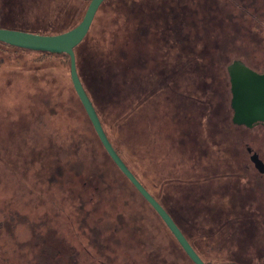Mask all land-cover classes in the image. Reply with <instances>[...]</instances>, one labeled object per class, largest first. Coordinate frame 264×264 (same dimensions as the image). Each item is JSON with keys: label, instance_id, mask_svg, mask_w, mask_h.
Returning a JSON list of instances; mask_svg holds the SVG:
<instances>
[{"label": "rangeland", "instance_id": "1", "mask_svg": "<svg viewBox=\"0 0 264 264\" xmlns=\"http://www.w3.org/2000/svg\"><path fill=\"white\" fill-rule=\"evenodd\" d=\"M226 8L208 12L194 3L187 16V28L201 37L205 95L212 104L201 121L196 111L183 118L186 123L174 115L180 103L192 102L185 87L173 83L182 72L168 70L180 56L148 27L146 35L142 30L124 38L111 29L115 42L90 46L113 61L109 70L120 89L112 96L99 79L91 88L107 135L142 185L200 239L213 218L195 203L197 185L213 186L201 199L230 213L224 185L254 180L250 160L264 154L260 128L228 123L229 80L221 68L239 60L262 69L263 42L249 35L254 17L264 22V0H238V7ZM48 11V4L35 0L4 10L0 0V23L10 17L31 24ZM140 76L153 77L152 94H140L139 87L147 86L144 80L139 85ZM119 96L124 100L114 102ZM197 138L203 149L193 151ZM224 166L229 170L223 172ZM191 168L209 176L194 180ZM257 200L260 205L262 198ZM227 238L224 233L220 241ZM201 245L211 260L214 250ZM0 264H188L162 221L108 159L62 58L0 52Z\"/></svg>", "mask_w": 264, "mask_h": 264}, {"label": "trees", "instance_id": "2", "mask_svg": "<svg viewBox=\"0 0 264 264\" xmlns=\"http://www.w3.org/2000/svg\"><path fill=\"white\" fill-rule=\"evenodd\" d=\"M27 1H32V0H19V2L18 0H1V3L4 10L12 9V8L15 10L20 4H23ZM35 1H41L49 5V11L47 16H45L44 18L43 15L39 16L38 19L35 20V22H31V24L28 23L25 24L23 22L18 23L19 21L14 22L13 19L10 17L5 18L1 21L0 28L14 29V30L35 33V34H42V35L61 34L73 29L75 26H77L80 23L91 0H74V3L72 0H67V1L66 0H35ZM194 3H197L203 11L206 10L208 12H212V10L219 8L220 6L224 7V9H227L226 7L228 6L238 7V0H105L101 4V6L99 7V9L97 10L94 16L93 22L89 28L87 35L81 41V43L74 49V53H75L78 77L90 102L92 103V106L94 107L98 115L102 127H103V123L99 113L97 112L94 101L95 99L91 94V88L95 85L96 80L99 79L100 81L105 82L107 93H109L112 96L116 95V93H120V89H118L119 87L118 83L116 82V84H114L112 80V77L116 76L117 74H113L109 70L110 65L111 63H113V61L103 60L99 56V51L91 50L90 46L93 44H105L109 42H115L116 38L115 36L112 37L111 29L117 30L118 33L121 32V35L119 36L120 37L122 36V38H124L126 37V35L129 34L142 35L141 33L142 30L143 33L145 34L146 28L148 27L149 31L151 30L153 34L162 37L159 40L163 42V45L169 51L172 50L176 52L175 54L176 57L180 56L179 58H176L175 61L170 62V64H168V66H170V69L167 68L168 70L174 72V69H177L178 70L177 74L182 72V78H181L182 80L180 79L178 81H174L173 83L178 86V89L181 88V86L183 85L186 91H188V94H190V98L192 100V102H186L184 105L183 103H180L182 107L176 106V111L174 115L177 117V119L179 118L181 121L186 123V121H184L183 118H185L186 120L191 119L195 111H196V116H200L199 118L200 121L202 120L203 116L209 112L210 108L212 107L211 106L212 104L209 97L205 95V91L207 89L208 83H207V76L205 75L204 72L205 63L202 57L204 48L202 46L200 48L197 45L198 42L201 41V37H198L197 33L193 32L191 28H187L190 24V21H188L187 18L188 12L190 11L191 6L194 5ZM218 16H223V15L219 13ZM218 18L222 19V17H218ZM253 19L255 22V27L249 36L251 41L254 40L256 43L260 41L263 42L262 69H264V22H261L256 17H254ZM221 22L219 24L220 26H223ZM217 23L218 21H216L213 25H216ZM192 26L193 24H191V27ZM211 29L212 32L215 28H211ZM93 33H95L94 36ZM195 36L196 38H194ZM4 50L34 53L38 55L39 58L41 59L46 57L62 58L65 59V61L68 63V67L70 63L69 57L66 54H55L49 52L24 50L0 42V52H4ZM232 62L233 61L228 62V64L226 63L222 64L221 65L222 70L223 69L226 70L227 67ZM249 68L258 71L252 67ZM157 73L159 72L157 71ZM155 75L158 76V74ZM183 77L185 80L183 79ZM187 77H193V78L187 79ZM152 78L153 77L148 76L143 79V76H140L141 81H138L139 85L143 80L147 85L145 86L144 89L142 88V90L139 87L140 94L142 93L148 94L147 92H145L147 90H150L149 94L153 93V88H152L153 83L151 82ZM228 82L226 81V85H229ZM186 97L187 95H184V99ZM121 99L124 100L123 96L116 99V101L114 102L119 101V103H121L122 101ZM188 110L190 111V114ZM230 118L231 117L227 118L229 124H231ZM180 125L184 126L185 124L182 123ZM103 130L110 144L112 145L113 149L117 153V155L124 162V164L131 171V173L136 177V175L132 172V170L129 168L127 163L121 157L120 153L114 147L104 127ZM182 132H184V130ZM201 141H202L201 139L197 140L196 150L193 151H197L198 148L203 149ZM106 155L110 160V162L115 166V164L112 162V160L110 159L107 153ZM195 164L197 166L200 165V163L197 162H195ZM117 170L119 171L118 168ZM228 170L229 167L224 166L223 172H226ZM198 171H199L198 168H196L195 170L192 169L194 176H196L194 180L198 181V179L207 178L209 176V175H205L206 170L204 168L201 171H199L197 175H195ZM122 176L127 180V178L123 174ZM136 179L139 181L137 177ZM205 183L203 184L201 183L200 185H197L196 190L194 192L196 194V199L194 200L195 202H199L202 205V208L199 209L209 213L212 216L213 220L207 223V228H206L207 236H205L203 240H201L199 235H197L196 233L192 234V237L195 241V244L197 243V245L194 244V247L197 250V252L201 255V258L205 262V264H221V257L226 256L227 253L223 252L222 250V242L225 240L220 241V239L222 238L224 233H226L228 237L230 236V232L228 233V229L230 230L232 228V224H236V225L241 224L240 215L243 212L241 210V206H242L241 202L243 198V191L245 189V184H240L238 181L236 183H228L224 185L223 189L225 188L230 189L229 199H230V205L232 211L228 213V211L224 210L221 203H220L221 206L219 205L220 206L219 207L214 205L208 198H207L208 202L206 200L201 199L203 195L206 196L210 192L214 191L212 185H211L212 186L211 189L209 186H203ZM134 190L136 191L135 188ZM137 194L139 193L137 192ZM149 194L164 208V210L177 224L181 232L183 234H186V230L189 229L188 225L184 224L186 223V220H184V223H181L180 221L176 220L172 216L170 210L167 209L161 203V201H159L157 197H155L150 192ZM139 196L149 206V208H151L150 205L142 198L140 194ZM153 212L158 217V219L162 221L154 210ZM228 214H234V215L228 216ZM168 233L174 240L176 247L179 248V250L183 253L185 258H187L169 230ZM215 238L217 239V241ZM219 243L221 244L219 245ZM201 244L214 250L213 251L214 256L211 257V260H209V258L204 254V252H202L203 246Z\"/></svg>", "mask_w": 264, "mask_h": 264}, {"label": "water", "instance_id": "3", "mask_svg": "<svg viewBox=\"0 0 264 264\" xmlns=\"http://www.w3.org/2000/svg\"><path fill=\"white\" fill-rule=\"evenodd\" d=\"M105 0H91L80 23L73 29L56 35H42L14 29L0 28V42L30 51L66 54L69 57L70 80L81 106L105 152L119 171L160 217L178 245L194 264H204L164 208L149 194L127 168L110 144L98 115L92 106L77 74L74 49L87 35L94 16ZM229 80L231 122L235 126L264 127V69L256 72L240 61H233L226 69ZM256 168L260 162L252 158Z\"/></svg>", "mask_w": 264, "mask_h": 264}, {"label": "flooded vegetation", "instance_id": "4", "mask_svg": "<svg viewBox=\"0 0 264 264\" xmlns=\"http://www.w3.org/2000/svg\"><path fill=\"white\" fill-rule=\"evenodd\" d=\"M262 70L263 69L256 72H260ZM236 127H242L246 130L260 128L261 133L264 134V127L261 125H256L252 128H246L244 126ZM262 141V146L264 147V140ZM246 152L248 153V159H250V148L246 147ZM257 156L259 160L256 158V156H253L252 158L257 159L260 162L259 168H256L255 164L252 163V158L250 160V162L252 161L251 165L257 174L254 175V180H247L245 183V189L243 191V198L241 202V210L243 211L240 215L241 224H232V230L229 231V238L222 242V250L227 254L226 256L221 257V264H264V154L260 155L257 153ZM248 168V166H245V169L248 170ZM261 190L263 195L259 196L262 198V203L259 205L257 203V197L259 198V196L256 194V191L260 193ZM195 203L198 204L200 208H202V205L199 202ZM185 224L188 225L187 222ZM183 235L195 253L202 260L201 255L194 247V239L189 230H186V234ZM203 239L204 238L201 240ZM186 260L188 264L193 263L188 257ZM203 263L205 264L204 261Z\"/></svg>", "mask_w": 264, "mask_h": 264}]
</instances>
